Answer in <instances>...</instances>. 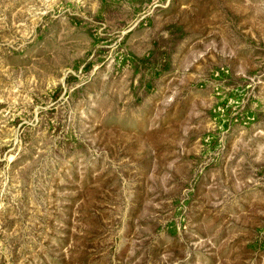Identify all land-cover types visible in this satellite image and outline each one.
Segmentation results:
<instances>
[{"label": "rangeland", "instance_id": "rangeland-1", "mask_svg": "<svg viewBox=\"0 0 264 264\" xmlns=\"http://www.w3.org/2000/svg\"><path fill=\"white\" fill-rule=\"evenodd\" d=\"M0 264H264V0H0Z\"/></svg>", "mask_w": 264, "mask_h": 264}]
</instances>
